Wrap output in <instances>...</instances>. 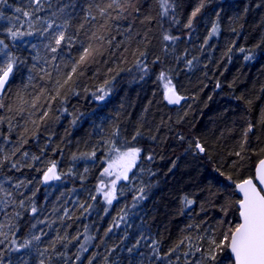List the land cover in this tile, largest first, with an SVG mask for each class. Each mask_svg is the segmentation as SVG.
I'll return each mask as SVG.
<instances>
[{
  "label": "trees",
  "instance_id": "1",
  "mask_svg": "<svg viewBox=\"0 0 264 264\" xmlns=\"http://www.w3.org/2000/svg\"><path fill=\"white\" fill-rule=\"evenodd\" d=\"M61 30L71 47L52 52ZM0 40V68L15 60L0 96V264H233L227 247L206 257L264 158V0H5ZM135 148L109 204L108 158Z\"/></svg>",
  "mask_w": 264,
  "mask_h": 264
},
{
  "label": "snow or ice",
  "instance_id": "2",
  "mask_svg": "<svg viewBox=\"0 0 264 264\" xmlns=\"http://www.w3.org/2000/svg\"><path fill=\"white\" fill-rule=\"evenodd\" d=\"M5 3V0H0V4ZM36 5H40L41 0H34ZM113 3H116V0H113ZM112 4H109L108 7H112ZM119 7V5H117ZM203 7V4L200 5L193 13L192 17L195 18L199 13L200 8ZM17 12H21L22 9L17 8ZM24 16H29L30 13L23 12ZM192 21L191 19L188 22V27H191ZM52 25L49 24L48 28H51ZM59 27V26H58ZM215 32L216 29L214 28ZM32 32H19L9 30V35L13 40H16L24 35H32ZM52 39L55 41V47H51L52 52L58 51L61 44L67 41L68 46L71 47V38L65 36L64 31H59L56 33ZM165 40L173 39L172 37L165 36ZM4 42L0 40V44ZM99 49L93 48L92 45H89L84 49L82 55H80L79 60L75 66L72 67L71 73L67 75V77L61 83L59 80L57 84L60 87H64V85L69 84L72 81V74L77 73V68L81 65H84L89 61L90 58L94 59V53H98ZM15 60H10L5 68H0V93L3 92L4 86L7 83L8 77L13 70V64ZM103 91V89H101ZM171 94L166 96L169 103H179L181 97L178 96L174 90H170ZM59 95V92H57ZM99 99H104L103 96L99 97ZM0 107H3V104H0ZM264 115V114H262ZM248 131H252V126L250 125ZM139 135V133H137ZM247 137V133H245V138ZM197 148L200 152H204L205 149L197 144ZM244 151L243 144L241 145V152ZM261 151H264L262 149ZM241 152H237V156H241ZM26 155V154H25ZM94 155V153H93ZM140 155V149L135 148L129 151L121 153L118 157V160L121 161V167L123 171L117 176V179L124 178L127 179V172L131 169V167L135 164L136 159ZM149 160L152 159L151 156L147 157ZM34 159H37L34 157ZM241 159L243 157L241 156ZM15 167V165H13ZM112 165H109L111 168ZM109 169H105V172H108ZM60 177L56 174L55 165L48 168L47 172L44 173V182L47 183L50 180L59 179ZM19 187V185H17ZM236 189L239 193L242 194V199L237 200L235 203L239 206V215L241 218V223L235 225L234 227H230L227 232H225L222 236V239L217 241L213 238L210 241L211 247L208 249L207 260L216 261L217 252L225 247H227L233 258L234 264H264V159L260 160L255 177H249L243 179L241 182L236 183ZM143 192V189H141ZM143 199V197H140ZM187 199V198H186ZM108 203L111 204V198L108 199ZM189 204L192 201H188ZM230 204H226L224 206L225 215H227V209L230 207ZM33 213H35L36 209H32ZM36 239H39L36 237ZM183 243V241L181 242ZM28 246V242H25L24 247ZM18 250V249H17ZM197 251L199 249L197 248ZM187 255V253H186ZM43 264V262H41ZM203 264V262H201Z\"/></svg>",
  "mask_w": 264,
  "mask_h": 264
},
{
  "label": "rangeland",
  "instance_id": "3",
  "mask_svg": "<svg viewBox=\"0 0 264 264\" xmlns=\"http://www.w3.org/2000/svg\"><path fill=\"white\" fill-rule=\"evenodd\" d=\"M5 59L7 60L6 57ZM119 156L120 155L118 154H114L113 156L108 158L105 169H109V171L105 172V169H104L102 182L100 183V187L103 189L100 194L103 198H105V200H107V202L109 198H111V201H112V197L115 195L114 191L116 190L117 185L122 180H125L124 178L117 179V176L123 171V168L120 166L121 161L118 160ZM109 165H112V167L109 168Z\"/></svg>",
  "mask_w": 264,
  "mask_h": 264
},
{
  "label": "water",
  "instance_id": "4",
  "mask_svg": "<svg viewBox=\"0 0 264 264\" xmlns=\"http://www.w3.org/2000/svg\"><path fill=\"white\" fill-rule=\"evenodd\" d=\"M13 70H14V67H13ZM13 70H12V72L10 73V75H9V77H8V80H7V83H6L5 86H4L3 92L0 93V96H2V95L4 94V92L6 91L7 86H8V84H9V81H10V77L12 76ZM170 90H174L175 93H176L178 96L181 97V99H180L179 103H169V102H168V99H166L167 102H168L172 107L180 108V107L185 103V101H186V97H184L183 95H181V94H180L175 88L170 87V88H168V89L165 91V98H166V96H168V95L171 94ZM262 159H264V158H262ZM262 159H261V160H262ZM259 162H260V161H259ZM259 162L256 164V167H255V175H256V169H257V166H258ZM51 167H52V166H51ZM55 171H56V174L59 176V174H58V168H57L56 166H55ZM46 172H47V171H46ZM254 177H255V176H254ZM59 179H60V178H59ZM59 179L50 180L49 182H47V183L44 182V183H45V184L55 183V182L59 181ZM43 181H44V177H43ZM235 192H236V194L240 197V199H242V194L238 192V190L236 189V185H235ZM239 220H240L239 223H241L240 215H239ZM228 250H229V249H228ZM229 253H230V255H231V258H232V260H233V264H234V258H233V256H232L230 250H229Z\"/></svg>",
  "mask_w": 264,
  "mask_h": 264
},
{
  "label": "bare ground",
  "instance_id": "5",
  "mask_svg": "<svg viewBox=\"0 0 264 264\" xmlns=\"http://www.w3.org/2000/svg\"><path fill=\"white\" fill-rule=\"evenodd\" d=\"M7 61H8V60L5 59V60H4V63L7 62ZM10 79H11V77H10Z\"/></svg>",
  "mask_w": 264,
  "mask_h": 264
}]
</instances>
